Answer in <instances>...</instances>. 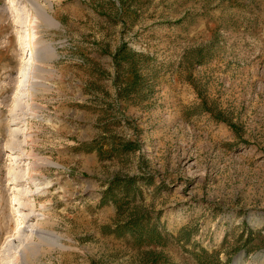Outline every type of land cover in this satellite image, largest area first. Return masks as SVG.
Segmentation results:
<instances>
[{"label":"rangeland","instance_id":"374dc122","mask_svg":"<svg viewBox=\"0 0 264 264\" xmlns=\"http://www.w3.org/2000/svg\"><path fill=\"white\" fill-rule=\"evenodd\" d=\"M0 264H264V0H0Z\"/></svg>","mask_w":264,"mask_h":264},{"label":"trees","instance_id":"16d2710c","mask_svg":"<svg viewBox=\"0 0 264 264\" xmlns=\"http://www.w3.org/2000/svg\"><path fill=\"white\" fill-rule=\"evenodd\" d=\"M124 48H125V46H121L120 48H118L116 50V52L114 54V60H115L116 63H119L121 59H124V56L123 55H124V53L126 51V50H124ZM128 52H129V55L130 56H132V55L133 56H137L136 53H133L131 51H128ZM130 221H131L130 224L132 226V229H134V230H140L139 227L141 225V222L138 219H132Z\"/></svg>","mask_w":264,"mask_h":264},{"label":"bare ground","instance_id":"6f19581e","mask_svg":"<svg viewBox=\"0 0 264 264\" xmlns=\"http://www.w3.org/2000/svg\"><path fill=\"white\" fill-rule=\"evenodd\" d=\"M11 153H12V152H11ZM18 179H19L18 176H15V177H14L15 182H17ZM21 208H24V209H25V208H26V205H23V204H22V207H21ZM24 215H25V214H24ZM25 217H27V216H25Z\"/></svg>","mask_w":264,"mask_h":264}]
</instances>
